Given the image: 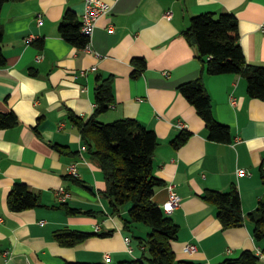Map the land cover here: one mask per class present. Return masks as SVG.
<instances>
[{"label":"crops","instance_id":"1","mask_svg":"<svg viewBox=\"0 0 264 264\" xmlns=\"http://www.w3.org/2000/svg\"><path fill=\"white\" fill-rule=\"evenodd\" d=\"M103 1L112 12L98 20L86 49L60 34L68 12L83 22L85 0H19L2 8L7 64L0 67V113H15L19 123L0 130V264H120L149 258L140 239H147L150 228L141 223L126 228L130 206L112 213L111 201L102 195L104 173L71 120L72 115L85 122L93 117L98 78L113 79L114 97L100 123L133 119L157 134L154 175L163 185L153 202L163 210L172 192L181 199L169 214L180 228L172 242L178 261L224 264L252 251L264 264L249 218L264 195V101L249 96L242 76L208 75L198 49L184 36L199 15H235L247 61L264 66V0ZM138 60L146 62L143 72ZM199 78L216 120L231 131V143L210 139L206 122L180 91ZM184 130L193 135L176 149L173 140ZM18 184L39 197L38 207L11 211L8 198ZM233 187L241 196L244 224L224 229L217 208L202 197L208 190ZM61 189L69 194L66 202L59 198ZM66 207L94 215L69 214ZM64 230L94 236L65 247L56 239ZM190 245L195 252L187 251Z\"/></svg>","mask_w":264,"mask_h":264},{"label":"trees","instance_id":"2","mask_svg":"<svg viewBox=\"0 0 264 264\" xmlns=\"http://www.w3.org/2000/svg\"><path fill=\"white\" fill-rule=\"evenodd\" d=\"M19 0H0V67L7 64L3 53L4 33L1 25V11L5 3ZM82 23L74 13L68 12L60 26L61 36L78 49H86L89 39L81 32ZM188 42L195 46L211 76L234 74L242 76L248 83L251 98L264 101V66L252 65L247 61L240 44L239 23L235 15L224 14L217 17L208 13L192 19V24L184 32ZM41 48L43 41L37 42ZM139 72L146 68L144 60L136 61ZM181 93L193 105L206 122L210 139L218 143H231L230 129L218 122L213 113L212 98L203 78L180 87ZM97 108L88 121L72 115L71 120L80 130L88 152L98 163L105 176L106 188L102 195L111 201L112 213L130 206L129 217L125 220L127 229L134 224H144L150 228L147 239L140 244L149 251V258L125 261L120 264H196L178 261L172 242L177 240L180 231L174 220L165 214L154 202L156 190L163 182L154 175V157L158 148L157 134L133 119H124L110 124H102L99 117L108 112L114 102L113 79L97 80ZM19 120L15 113H0V130L14 128ZM192 132L184 130L173 140L176 149L182 148L192 137ZM264 185V170H262ZM218 210L224 229L240 227L244 224V214L239 190L233 187L229 192L208 190L202 197ZM9 208L18 213L34 209L40 205L39 197L25 184H18L8 198ZM69 214H89L66 207ZM255 224L254 237L261 245L264 254V195L257 209L249 215ZM102 237L109 233L99 234ZM94 234L64 230L56 233V239L65 247H76ZM261 258L252 251H244L236 259L224 264H260ZM81 264V263H68Z\"/></svg>","mask_w":264,"mask_h":264},{"label":"built area","instance_id":"3","mask_svg":"<svg viewBox=\"0 0 264 264\" xmlns=\"http://www.w3.org/2000/svg\"><path fill=\"white\" fill-rule=\"evenodd\" d=\"M115 2L119 0H113ZM86 5V12L83 16V22H82V33L86 37H91L95 31L96 25L98 20L101 17L109 16L112 12V5L108 2H105L103 0H85ZM38 24L41 26L43 24V19H38ZM262 32L264 33V24L261 28ZM180 127H184L183 124L180 125ZM246 172L244 170L240 171L241 175H244ZM72 174L76 177H78V171L76 167H73ZM59 198L62 202H66L69 198V194L65 192L64 189H61L58 192ZM181 199L172 192L171 199L168 203H166L163 207V210L166 214H171L179 205H180ZM2 221V219H0ZM126 244L128 246V249L130 252L133 251L131 246V239H126ZM188 252H195L196 246L190 245L187 247ZM260 255L264 256L261 252ZM107 259H110L109 256H107Z\"/></svg>","mask_w":264,"mask_h":264}]
</instances>
